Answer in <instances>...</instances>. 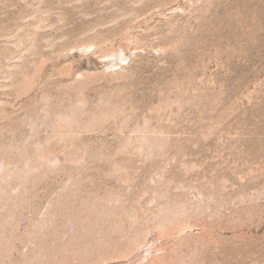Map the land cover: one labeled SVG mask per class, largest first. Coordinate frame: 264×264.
<instances>
[{"label":"rangeland","instance_id":"1","mask_svg":"<svg viewBox=\"0 0 264 264\" xmlns=\"http://www.w3.org/2000/svg\"><path fill=\"white\" fill-rule=\"evenodd\" d=\"M0 264H264V0H0Z\"/></svg>","mask_w":264,"mask_h":264}]
</instances>
